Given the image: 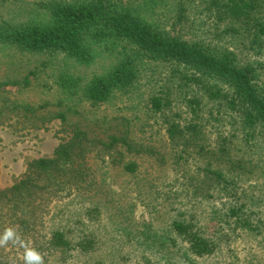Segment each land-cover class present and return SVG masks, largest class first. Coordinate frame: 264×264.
I'll use <instances>...</instances> for the list:
<instances>
[{
  "label": "rangeland",
  "instance_id": "rangeland-1",
  "mask_svg": "<svg viewBox=\"0 0 264 264\" xmlns=\"http://www.w3.org/2000/svg\"><path fill=\"white\" fill-rule=\"evenodd\" d=\"M71 1L79 0H0V30L50 23L52 5ZM227 1L106 0L168 36L252 65L264 93V0L245 19L226 13ZM90 46L92 59L83 62L63 49L0 42V188L23 177L32 160L52 156L73 126L103 138L120 131L129 143L110 149L113 163L95 151L101 185L94 201L59 207L76 212L73 228L99 230L100 245L89 255H54L44 264H264V127L244 123L225 97L213 98L212 80L176 72L190 69L150 60L125 41ZM127 59L138 71L134 84L103 102L88 99L85 85ZM154 96L165 103L160 111L151 107ZM194 96L200 107L193 110ZM173 121L196 123L199 145L190 146V135L172 141L166 130ZM92 201L101 212L87 215ZM183 217L213 251L195 254L189 238L177 235L172 224ZM22 255L15 251L6 261L24 264Z\"/></svg>",
  "mask_w": 264,
  "mask_h": 264
},
{
  "label": "trees",
  "instance_id": "trees-1",
  "mask_svg": "<svg viewBox=\"0 0 264 264\" xmlns=\"http://www.w3.org/2000/svg\"><path fill=\"white\" fill-rule=\"evenodd\" d=\"M224 6L231 17L245 19L251 17L259 4L256 0H228ZM51 10L53 18L50 23H30L0 30V42L30 50L63 49L86 62L92 59L90 42L107 39L125 41L150 60L176 63L183 69H190L188 73L176 70L185 74L188 80H212L214 83L208 91L213 93V98L225 97L244 123L264 127V93L257 81L256 68L252 65L238 66L228 54L217 55L199 43L168 36L133 13L110 7L106 0L56 3ZM260 29L264 32V26ZM137 76L133 61L123 60L108 74L97 76L85 85V95L94 103L106 101L115 90L134 84ZM70 81L74 85L73 79L70 78ZM189 101L193 110L200 107L199 97L194 96ZM164 106L162 98H152L153 110L160 111ZM166 133L172 141L190 135V146L196 147L199 144L193 138L201 130L196 123L186 125L173 121L168 124ZM114 146L120 149L129 147L125 133L112 132L103 138L91 130L73 126L71 137L61 143L52 156L32 160L23 177L7 189L0 188V234L6 227H15L21 238L30 240L44 259L54 255H73L75 252L91 254L97 244L100 245V231L90 226L73 228L78 218L71 214L76 212L59 207L79 199L94 201L101 185L92 162L95 151L97 154L101 150L104 160L113 163L117 157L110 149ZM118 153L123 156L124 151ZM127 168L134 171L135 163L127 165ZM206 171L217 179L224 177V173L218 170L206 168ZM93 201L88 206L87 215L101 212V206ZM172 226L177 235L189 238L190 249L195 254L213 251L211 243L198 231L194 232L195 225L185 217L175 220ZM22 250L11 242L6 247H0V264H12L6 260L15 259L12 257L15 251L20 253Z\"/></svg>",
  "mask_w": 264,
  "mask_h": 264
},
{
  "label": "clouds",
  "instance_id": "clouds-1",
  "mask_svg": "<svg viewBox=\"0 0 264 264\" xmlns=\"http://www.w3.org/2000/svg\"><path fill=\"white\" fill-rule=\"evenodd\" d=\"M9 242L23 248L22 259L24 264H44L43 255L32 246L30 240L22 239L17 229L12 226L6 227L3 233L0 234V247H6Z\"/></svg>",
  "mask_w": 264,
  "mask_h": 264
}]
</instances>
